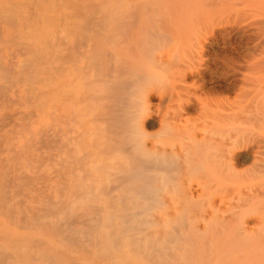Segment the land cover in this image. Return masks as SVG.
Listing matches in <instances>:
<instances>
[{"label":"rangeland","instance_id":"rangeland-1","mask_svg":"<svg viewBox=\"0 0 264 264\" xmlns=\"http://www.w3.org/2000/svg\"><path fill=\"white\" fill-rule=\"evenodd\" d=\"M188 1L189 5L195 8L194 10L188 5ZM198 1L193 5L191 0H161V2L158 0H10L9 3L7 0H0V6L2 5L0 7V164L2 165H0V171L4 170L1 180L6 174L10 172L16 174L17 172L18 178L23 180L27 178L26 183L33 180L36 183L33 185L34 182H30L31 184L28 182V186H25V181L21 183V179L15 182L12 181V177L11 179L3 178L11 181L13 185L17 183L18 186L15 187L20 188V184H23L21 186L23 188L13 189L14 186L11 187L12 184L8 186L7 180L3 182L6 183V188L5 184L0 187L3 191L6 189L4 193L7 192V196L10 195V198H13L10 201L4 199V193L0 191L2 193H0V202L5 204L9 201L8 204L3 205L5 207L0 208V212L3 213H0V230L3 229L8 234H15V231L28 233L31 230L26 226L27 222L24 221L25 223H23L21 218L27 216L25 218L30 220L34 226L38 223V220L34 219L36 216L33 218L30 208L36 206V208L39 207L38 210L45 209V213L41 211L46 214L47 209L50 210L53 206L47 216L51 214L49 216L50 222L54 220L58 225H52L53 228L51 225L47 226L45 231L51 234L54 228H61V230L56 228L50 239L64 255H67V257L64 256L63 264H154L155 262L157 264H171V262L175 264H188L189 262H191L190 264H204L203 258L206 259V257L205 264L208 260L210 263L207 264H219V259L222 261L221 256L224 250H229L232 254L237 253L239 246L234 239H231L234 241L232 244L230 240L229 244H227L228 241L221 245L219 251L214 250L213 252L210 251V247V249L208 248L209 237L207 240L203 238L206 240L204 241L206 244L203 239H200L204 245L198 241L197 233L203 237L208 236V234L205 226H203V221L192 218L193 211H195L193 206L204 207L207 199L202 198L203 201L199 199L198 203L192 201L188 179L186 180L187 183L184 182L186 177L182 182H174V178H176L174 169L177 161L175 155L182 152L185 143H188L187 134L189 135L191 128L197 126L198 135H201V130L204 131V127H207L208 119L203 118L206 114L204 107L207 106V109H210L208 111L225 113L238 112L240 107H237V103L243 102L245 105V101L241 99V92L237 91L236 88L227 87L228 83L223 78L225 75L223 73L227 71L223 58L226 55L233 58H240L245 55L246 58L262 61L264 60V41L248 42L233 32L223 39H217L213 35L223 27L235 29H243L244 27L255 32L256 25L254 24L264 20V8H262L264 7V0H225V2L224 0H201L203 3L201 1L199 3L201 2L202 5L198 4ZM218 1H223V5ZM258 1L259 4L261 3L262 12L260 5L256 3ZM205 2L206 9L215 11L213 13L218 14L217 11H221L217 18V14L215 17L211 15L213 18H210L209 14L211 13L208 12L207 14L209 10L206 11L205 15L203 14L205 12H200L202 16H200L201 14L198 15L199 6L203 7ZM244 3L247 6L243 7ZM248 3L250 5L256 3L257 5L254 4L256 7H253ZM11 5H16V7ZM165 5L166 7H164ZM248 6L255 8V10ZM161 8L164 10L162 11ZM244 8L248 10L245 11ZM37 9L43 13V16L41 12H37ZM190 9L192 10L190 11ZM250 11L252 14L257 12L255 15H258L259 18L249 14ZM187 12L190 13L185 14ZM173 13H176V16ZM35 14L38 15L36 16L39 19L34 16ZM192 15L195 18L191 17ZM207 15L209 16L207 17ZM248 15L252 17L249 18ZM253 17L256 19L252 20ZM208 18L210 19L208 20ZM189 19L190 21H188ZM32 20L34 21L32 22ZM212 21L215 25L211 24ZM31 22L34 28L31 26ZM192 23L201 28L192 26ZM134 33H136V37ZM233 35L234 37H232ZM212 42H214L213 46ZM30 43H32V47H29ZM24 46L26 49L32 48L38 53L40 51L39 55L33 53L39 59L37 56H28L30 53ZM20 47H24V50ZM31 58H36L37 61L35 62ZM132 59L135 62H132ZM136 59H140V61ZM30 61H33L34 66L39 65L37 69L31 66L34 68L33 72H31ZM252 61L254 62V59ZM196 63L199 66H196ZM22 64L27 69L23 68ZM205 64H210V67ZM252 70L246 67L241 70V73L248 74ZM253 71V73L258 72V70ZM21 72L23 73L21 74ZM52 73L53 76L49 77ZM44 74L49 77L48 85L46 80L44 81V78L47 79L48 77ZM51 78L54 81L51 82ZM10 80L14 84H10ZM25 80H27V84H25ZM200 81L202 84L199 83ZM30 86L34 87L35 92L32 87L29 88ZM177 86L191 88L193 93L195 92L192 99L185 101L187 98L184 96V98H180L181 100L176 98ZM219 86L223 87L219 88ZM223 88H227V90L225 89L227 92ZM32 91L33 94H43L44 96L40 98L43 100L38 99L39 102H37L33 97L32 101L28 102L29 104L26 103L27 99L22 100L27 98L30 95L29 92L32 93ZM210 91L214 94H211ZM187 102L188 104H186ZM208 103L209 107L213 104L212 109L208 107ZM219 104L222 107L220 109ZM230 105L233 106L232 109L229 108ZM243 106L241 108H244ZM192 107L194 108L192 109ZM36 111H40L39 114L42 113V118H40L41 116L36 118V115L32 114ZM29 114H31V118H29ZM180 118L182 119L180 120ZM47 131H49L48 134ZM38 133L39 135H37ZM40 133H43V137ZM44 135L50 137H44ZM32 137L35 138V141H32L35 146L33 143L32 146L30 144L28 147L29 143L27 145L26 141L31 140ZM10 145H14L16 151H8ZM23 147H26L27 151ZM19 149L23 153L20 160L15 158L20 156ZM13 152H17V155H13ZM26 152L27 156H24ZM5 158L13 160V163L9 160L4 161ZM29 158L34 159L30 161ZM151 159L154 162H151ZM160 161L161 164H159ZM166 170L169 171L166 172ZM31 171H34L33 174ZM12 173L9 175H13ZM25 173L26 176H24ZM19 174L23 176L21 175V177ZM173 174L172 177L174 178H171ZM148 176L151 177L152 183H150ZM157 177L159 179H155ZM46 179L53 180L49 188L44 186ZM175 183H179V186ZM183 185V188L180 187ZM28 187L36 190L31 192ZM28 190L32 194H26L29 193ZM45 192L46 194H44ZM41 194L42 196L48 195L53 201L48 202L47 196V198L44 197V200L40 197ZM50 194L53 195L50 196ZM58 194H61L62 198ZM32 196L34 198L31 200L30 197ZM35 197L38 201H34ZM32 201L34 202L32 203ZM52 202L53 204H51ZM43 204L44 207H42ZM88 206L90 207L88 208ZM102 207L107 208L105 210ZM23 209L26 211L24 212ZM55 209H58L59 212H55ZM8 210H12L13 215L12 212L8 213ZM98 210L101 212L105 210L106 213L103 211L99 214ZM74 211L79 213L77 218L86 214L83 220L89 221L82 222V218L78 219L79 221H76L77 218L72 219L76 215ZM96 212H98L97 215ZM23 213H26L25 216ZM55 213L56 215H52ZM8 214L12 216L7 217ZM65 216L69 218L67 221H65L67 219ZM96 216L100 222L98 219H92ZM13 221L16 223L11 224ZM59 221H62V226H59ZM86 225L87 227L89 225L95 226L96 230L93 237H90ZM77 229L87 230L85 234L84 232L78 234ZM192 229L195 235L192 234ZM69 230L74 231L69 234ZM63 231L65 240L60 234ZM8 236L10 238V235ZM201 236L199 238H202ZM98 239L104 242H99ZM115 240H118L119 246H116L117 248L113 244ZM73 241H80L81 243L75 242V244ZM73 243L75 245L71 246ZM77 244L79 247L76 246ZM82 244L83 246H81ZM107 245L111 247H107ZM200 246L201 250L208 249V251H200ZM109 248L112 249L111 252ZM39 250L30 251V255L40 257L42 251ZM190 251L198 256L195 257L192 254L189 256ZM203 251L206 257L202 254ZM110 253L114 256L112 257ZM152 253L156 255V259L153 257L152 260L155 259L156 261L154 260L152 263L151 259H147L148 262H146L144 258L147 256L150 258L153 256ZM203 255L204 257H202ZM69 257L72 262L68 261ZM190 257L192 259L189 261ZM227 257L225 263L234 264V257L230 255ZM202 260H204L203 263ZM6 261L15 262V258L9 256ZM50 263L55 264L51 261L45 262V264Z\"/></svg>","mask_w":264,"mask_h":264},{"label":"bare ground","instance_id":"bare-ground-1","mask_svg":"<svg viewBox=\"0 0 264 264\" xmlns=\"http://www.w3.org/2000/svg\"><path fill=\"white\" fill-rule=\"evenodd\" d=\"M8 2L7 3H9V1L10 0H7ZM123 1V0H122ZM150 1V0H149ZM159 2H161V0H158ZM198 1V0H197ZM197 1H193V0H191V2H193V5H194V3L196 2L197 3ZM199 1H201V0H199ZM199 1H198V4H200L201 2L203 3V1H201L200 3H199ZM213 1V0H212ZM247 1V0H246ZM174 2V1H173ZM183 2V1H182ZM207 2V1H206ZM206 2H205V5L202 7V6H199L200 8H199V14L198 15H200L201 13L200 12H205V13H203L204 15L206 14V11L207 10H209V9H206L207 8V6H206ZM218 2H220V1H218ZM224 2H225V0H224ZM243 2H245V1H243ZM255 2V1H254ZM47 3V2H46ZM145 3V2H144ZM153 3V2H152ZM163 3V2H162ZM209 3V2H208ZM221 4L223 3V1H221L220 2ZM251 3H252V1H251ZM257 4H259V1L258 2H256ZM256 3H254V4H256ZM264 3V2H263ZM19 4V3H18ZM154 4V3H153ZM164 4V3H163ZM162 4V5H163ZM173 4V3H172ZM174 4H175V2H174ZM187 4V3H186ZM210 4V3H209ZM219 4V3H218ZM221 4H219V5H221ZM238 4V3H237ZM245 4V3H244ZM243 4V7L244 6H247V4H245L244 5ZM254 4H252V5H250V3H248V5H250V6H253V7H256V5H254ZM261 4V3H260ZM259 4V5H260ZM161 5V4H160ZM188 5H189V1H188ZM200 5H202V4H200ZM217 5V4H216ZM223 5V4H222ZM240 5V4H239ZM238 5V6H239ZM263 5V4H262ZM2 6V5H1ZM0 6V7H1ZM9 6H10V4H9ZM12 6V5H11ZM124 6V5H123ZM133 6V5H132ZM187 6V5H186ZM190 7H192L191 5H189ZM209 6V5H208ZM218 6V5H217ZM250 6H248L249 8H252V7H250ZM264 6V5H263ZM12 7H16V5H14V6H12ZM162 7V6H161ZM164 7H166V5L164 6ZM181 7V6H180ZM195 7V6H194ZM205 7V8H204ZM211 8H212V6H210ZM221 7V6H220ZM258 7V6H257ZM35 8V7H34ZM36 8H39V7H37L36 6ZM44 8V7H43ZM135 8V7H134ZM138 8V7H137ZM136 8V9H137ZM140 8V7H139ZM138 8V9H139ZM186 10H188V8H186V7H184ZM210 8V9H211ZM224 8V7H223ZM228 8V7H227ZM226 8V9H227ZM246 8V7H245ZM244 8V9H245ZM262 8H264V7H262ZM162 9V8H161ZM174 9V8H173ZM192 9L194 10L195 8H193L192 7ZM192 9H190V11L192 10ZM215 9V8H214ZM214 9H212V10H214ZM255 10V8H252V10ZM257 9V8H256ZM260 9H261V5H260ZM32 10V9H31ZM38 10V11H37ZM36 11L39 13V12H41L39 9H37ZM42 10V9H41ZM164 9H162V11H163ZM204 10V11H203ZM216 10V9H215ZM217 10H219V8L217 7ZM228 10V9H227ZM246 10H248V9H245V11ZM258 10V9H257ZM256 10V11H257ZM48 12H49V10H47ZM124 11V10H123ZM159 11V10H158ZM260 11V10H259ZM34 12V11H33ZM193 12V11H192ZM208 12L209 13H211V14H209V15H207V17L209 16L210 18H213V17H215V15L217 14H215V13H213V12H215V11H211V10H209V11H207V14H208ZM218 12V14L219 13H221V11L219 12V11H217ZM228 12V11H227ZM261 12H262V9H261ZM132 13V12H131ZM170 13V12H169ZM180 13H183V12H180ZM190 13V12H189ZM188 12L187 13H185V14H189ZM198 13V12H197ZM230 13V12H229ZM251 13V11L249 12V14ZM257 12H254L253 14H252V16L253 15H255ZM41 14H42V16H43V13L41 12ZM148 14V13H147ZM172 14V13H171ZM218 14L216 15V18H217V16H218ZM248 14V13H247ZM37 14H35L34 16L37 18V19H39L37 16H36ZM47 15V14H46ZM173 15H175L176 16V13L174 14L173 13ZM181 15H183V14H181ZM193 15H195L194 13H193ZM191 16V17H194L195 18V16ZM211 15H214L213 17H211ZM32 16H33V13H32ZM32 16H30V17H32ZM159 16V15H158ZM164 16V15H163ZM170 16H172V15H170ZM177 16H179L178 15V13H177ZM187 16H189V15H187ZM200 16H202V14L200 15ZM220 16V15H219ZM249 16V15H248ZM251 16V15H250ZM249 16V18H251ZM262 16H263V14H262ZM23 17H24V15H23ZM34 17V18H35ZM122 17V16H121ZM126 17V16H125ZM141 17V16H140ZM152 17V16H151ZM157 17V16H156ZM190 17V18H191ZM204 17V16H203ZM206 17V18H207ZM255 17H258V15L256 16L255 15ZM255 17H253V19L252 20H255L256 18ZM264 17V16H263ZM12 18V17H11ZM35 18V19H36ZM41 18V17H40ZM138 18V17H137ZM186 18V17H185ZM196 18H199V16H196ZM210 18H208V20L210 19ZM255 18V19H254ZM259 18V17H258ZM24 19V18H23ZM30 19V18H29ZM32 19V18H31ZM155 19V18H154ZM186 19H188V18H186ZM201 19V18H200ZM228 19V18H227ZM6 20V19H5ZM20 20V19H19ZM137 20V19H136ZM156 20V19H155ZM168 20H169V18H168ZM197 20V19H196ZM206 20V19H205ZM213 20V19H212ZM251 20V19H250ZM251 20V21H252ZM260 20H262V19H260ZM11 21V20H10ZM34 20H32V22H33ZM44 21V20H43ZM135 21V20H134ZM139 21V20H138ZM164 21V20H163ZM174 21H175V19H174ZM188 21H190V19L188 20ZM195 21V20H194ZM214 21V20H213ZM212 21V22H213ZM217 21V20H216ZM224 21V20H223ZM249 21V20H248ZM18 22V21H17ZM25 22H27V21H25ZM32 22H31V26H33V28H34V25L32 24ZM37 22V21H36ZM40 22V21H39ZM169 22V21H168ZM172 22V21H171ZM187 22V21H186ZM205 22V21H204ZM211 22V24H214V22L212 23ZM255 22V21H254ZM19 23V22H18ZM17 23V24H18ZM208 23H210V22H208ZM207 23V24H208ZM215 23H218V22H215ZM224 23V22H223ZM222 23V24H223ZM233 23V22H232ZM12 24V23H11ZM15 24V23H14ZM27 24H29V23H27ZM40 24V23H39ZM189 24V23H188ZM195 24V23H194ZM193 23H192V26H196V27H198L199 25H197V24H195L194 25ZM199 24V23H198ZM226 24V23H225ZM37 25V24H36ZM129 25V24H128ZM215 25V24H214ZM217 25H219V24H217ZM235 25V24H234ZM254 25H256L255 26V29H256V31L255 32H253V31H250V30H248V29H246V28H244L243 27V29H235V28H228V27H223L221 30H219V31H217V32H215L214 33V35H213V37H215V38H217V39H223L225 36H227V35H230V33H235V34H237L238 36H240L241 38H243V39H246V40H248V42L250 41H252V43L253 42H261V41H264V20H262V21H259V22H256ZM136 26V25H135ZM144 26V25H143ZM147 26H149V25H147ZM187 26V25H186ZM189 26H191V25H189ZM225 26V25H224ZM233 26V25H232ZM248 26V25H247ZM246 26V27H247ZM27 27V26H26ZM35 27H37V26H35ZM137 27V26H136ZM200 27V26H199ZM205 27V26H204ZM208 27V26H207ZM213 27V26H212ZM217 27V26H216ZM22 28H25V27H22ZM29 28V27H28ZM144 28V27H143ZM188 28H190V27H188ZM201 28V27H200ZM207 29V28H206ZM16 30V29H15ZM208 30V29H207ZM212 30V29H211ZM210 30V31H211ZM24 31H26V30H24ZM35 31V30H34ZM209 31V32H210ZM16 32V31H15ZM165 32V31H164ZM208 32V33H209ZM213 32V31H212ZM180 33V32H179ZM27 34V33H26ZM135 34V37H136V33H134ZM194 34V33H193ZM201 34V33H200ZM234 34V35H235ZM31 35H32V33H31ZM210 35V34H209ZM208 35V36H209ZM212 35V34H211ZM234 35L232 36V37H234ZM236 35V36H237ZM33 36V35H32ZM132 36V35H131ZM134 37V36H133ZM174 37V36H173ZM231 37V38H232ZM26 38V40H27V37H25ZM39 38V37H38ZM144 38V37H143ZM184 38H186V37H184ZM183 38V39H184ZM204 38V37H203ZM230 38V37H229ZM228 38V39H229ZM239 38V37H238ZM19 39V38H18ZM30 39V38H29ZM28 39V40H29ZM129 39V38H128ZM135 40V39H134ZM195 40V39H194ZM216 40V39H215ZM245 40V41H246ZM32 41H33V39H32ZM31 41V42H32ZM128 41H130V40H128ZM136 41V40H135ZM23 42H26V41H23ZM30 42V41H29ZM28 42V43H29ZM141 42H142V40H141ZM228 42V41H227ZM247 42V41H246ZM138 43H140V42H138ZM214 42H212V46L214 45L213 44ZM20 44H21V41H20ZM23 44V43H22ZM126 44V43H125ZM15 45H17V44H15ZM25 45L26 46H28L26 43H25ZM32 45V43H30V45H29V47H32L31 46ZM210 45V44H209ZM258 45V44H257ZM264 45V44H263ZM23 46V45H22ZM26 46H24L25 47V49H26ZM135 46V45H134ZM140 46V45H139ZM24 47H20V48H23L22 50H24ZM133 47V46H132ZM138 47V46H137ZM258 47V46H257ZM130 48V47H129ZM133 49V48H132ZM140 49V48H139ZM29 53V55L28 56H30L31 55V57H32V55H33V57H35V56H37V55H39V53H41L40 51H39V53L38 52H35V50L34 49H32V48H28V49H26ZM26 50H25V52H26ZM256 50V49H255ZM258 50V49H257ZM124 51V50H123ZM194 51V50H193ZM216 51V50H215ZM221 51V50H220ZM15 52V51H14ZM13 52V53H14ZM125 52H126V49H125ZM135 52V51H134ZM249 52V51H248ZM18 53V52H17ZM33 53H36L35 55L33 54ZM131 53V52H130ZM136 53H138V52H136ZM207 53V52H206ZM216 53H217V51H216ZM215 53V54H216ZM257 53V52H256ZM123 54V53H122ZM134 54V53H133ZM229 54V53H228ZM264 54V53H263ZM27 55V54H26ZM131 55V54H130ZM11 56V55H10ZM22 56H23V54H22ZM24 56H25V54H24ZM28 56H27V58H28ZM135 56V55H134ZM242 56H243V54H242ZM261 56V55H260ZM40 57V56H39ZM129 57V56H128ZM140 57V56H139ZM148 57V56H147ZM249 57H250V55H249ZM254 57V56H253ZM21 58H24V57H21ZM26 58V57H25ZM37 58H38V56H37ZM42 58V57H41ZM130 58V57H129ZM135 58V57H134ZM237 58V57H236ZM236 58H233V57H231V56H229V55H226L223 59L225 60V67L227 68V71H226V73H223V74H225L224 75V79H226V81H227V83H228V85H227V87L228 86H230V87H233V88H236L237 89V91H240L241 92V94H242V96H243V98H242V96H241V99L243 100V101H245V105L243 104V102H241V104L240 103H237V107H240V110L238 111V112H225V113H220V112H216V111H208V110H210V109H207V106L206 107H204V110L206 111H204V113H206L204 116H203V118H207L208 120H207V122H206V124H207V127H204V131L203 130H201V132H202V134L201 135H198V132H199V129H198V127L197 126H194L193 128H191L190 129V131H189V135L187 134V136H188V138L187 139H189V141H188V146H187V144L185 143V145H184V149L182 150V152H180V153H177V155H175L176 156V165H175V173L174 174H176V178H174V177H172V176H174V174L173 175H171V178H174V182H182L184 179H185V177H186V179H185V181L184 182H186V180L188 179V182H189V185H190V190H191V195H192V197H191V199H192V201L194 200L195 201V203H198V201H199V199H201L202 200V198H204L205 200L207 199V203H206V206L204 205V207H202V206H197V205H195V206H193V209L195 208V211H193V217L192 218H194V219H199V220H201V222L203 221V223H204V225L203 226H205V229H206V232H207V234H208V236H206L205 235V233H204V235L206 236H201V235H198V233L196 234L197 236H201L202 238H199L198 237V241L201 243V241H200V239H203V238H205L206 240H207V238L209 237V241H208V248L210 247L211 248V250L210 251H214V250H217V251H219V249L221 248V245L222 244H224V243H227L228 241V243L227 244H229L230 243V240L231 239H234L235 241H236V243H237V245L239 246L238 248V251H237V253H233L232 254V252H229V250L228 251H226V250H224L223 252L225 253H223L222 254V256H221V259H222V261L219 259V264H224L225 262H226V258H228L227 257V255L229 256H231V257H234L233 259H234V264H264V60H258V61H256L255 60V58H253L254 59V62L251 60V59H249V58H246L245 57V55H244V57H238L237 59ZM14 59H16V58H14ZM31 59H34V58H31ZM36 59V58H35ZM33 60V61H37V60ZM39 59V58H38ZM43 59V58H42ZM215 59V58H214ZM256 59H257V57H256ZM264 59V58H263ZM136 60H138V59H136ZM18 61H19V59H18ZM33 61H30L31 62V65H30V67L31 66H33V67H35L36 69H37V67L39 66H34L33 64H32V62ZM134 61V59H132V62ZM138 61H140V59L138 60ZM201 61V60H200ZM259 61H261V62H259ZM14 62V61H13ZM12 62V63H13ZM26 62V61H25ZM135 62V61H134ZM194 62V61H193ZM216 62V61H215ZM24 63V62H23ZM137 63V62H136ZM25 64V63H24ZM24 64H22V66H24ZM139 64H140V62H139ZM203 64V63H202ZM213 64V63H212ZM198 64L196 63V66H197ZM205 65H207V64H205ZM210 65V64H209ZM209 65H207V66H209ZM199 66V65H198ZM5 67V66H4ZM175 67V66H174ZM210 67V66H209ZM216 67V66H215ZM224 67V68H225ZM249 68V70H258V72L257 73H253L254 71L252 70V71H249L250 73H248V74H242L241 73V70L242 69H244V68ZM23 68H26L27 69V67H23ZM32 68V67H31ZM138 68V67H137ZM194 68H196V67H194ZM203 68V67H202ZM205 68V67H204ZM207 68V67H206ZM0 69H1V66H0ZM3 69H5V68H3ZM2 69V70H3ZM18 70H19V68H17ZM184 69H187V68H184ZM189 69V68H188ZM187 69V70H188ZM200 69V68H199ZM217 69V68H216ZM1 70V71H2ZM51 70V69H50ZM207 70V69H206ZM226 70V69H225ZM224 70V71H225ZM17 71V70H16ZM19 71H21V70H19ZM34 71V68H32V71L31 72H33ZM49 71V70H48ZM48 71H46V72H48ZM183 71V70H182ZM191 71V70H190ZM198 71V70H197ZM220 71V70H219ZM186 72V71H185ZM194 72H196V71H194ZM198 72H200V71H198ZM217 72V71H216ZM252 72V73H251ZM17 73V72H16ZM23 72H21V74H22ZM48 73H50V72H48ZM132 73V72H131ZM139 73V72H138ZM188 73V72H187ZM191 73V72H190ZM20 74V73H19ZM19 74H17L18 76L17 77H19ZM28 74V73H27ZM36 74V73H35ZM30 75H32V74H30ZM120 75V74H119ZM122 75V74H121ZM182 75V74H181ZM185 75V74H184ZM201 75H202V73H201ZM208 75V74H207ZM222 75V74H221ZM1 76V75H0ZM21 76V75H20ZM22 76H25V75H22ZM44 76H46V77H48L47 76V74L45 75L44 74ZM53 76V73H52V75L50 74L49 75V77H52ZM189 76V75H188ZM49 77L47 78V79H45L44 78V81L46 80V82H47V85H48V82H49ZM186 77V76H185ZM202 77V76H201ZM221 77V76H220ZM14 78V77H13ZM29 78H31V77H29ZM142 78V77H141ZM179 78H183V77H179ZM187 78V77H186ZM207 78V77H206ZM122 79V78H121ZM194 79V78H193ZM212 79H214L213 77H212ZM217 79V78H216ZM3 80H5V79H3ZM51 80V82L52 81H54V79L52 80V78L50 79ZM141 80V79H140ZM180 80V79H179ZM195 80V79H194ZM200 80V79H199ZM211 80V79H210ZM14 81V80H13ZM26 81V83L25 84H27L28 82H27V80H25ZM128 81V80H127ZM182 81V80H181ZM212 81V80H211ZM215 81H217V80H215ZM220 81V80H219ZM9 82V81H8ZM15 82V81H14ZM137 82V81H136ZM143 82V81H142ZM145 82V81H144ZM206 82H207V80H206ZM213 82V81H212ZM211 82V83H212ZM222 82V81H221ZM220 82V83H221ZM7 83V82H6ZM10 84H14L13 82L11 83V80H10V82H9ZM24 83V82H23ZM126 83V82H125ZM199 83H201L202 84V82L200 81ZM224 83V82H223ZM15 84H16V82H15ZM20 84H22V83H20ZM25 84H23V85H25ZM51 84H53V83H51ZM187 84H188V82H187ZM204 84V83H203ZM226 84V83H225ZM18 85V84H17ZM45 85H46V83H45ZM19 86V85H18ZM21 86V85H20ZM26 86V85H25ZM14 87V86H13ZM32 87V89L34 88L33 86H30L29 88H31ZM144 87V86H143ZM178 87V86H177ZM196 87V86H195ZM218 87V86H217ZM220 87H223V86H219V88ZM23 88V87H22ZM198 88V87H197ZM211 88V87H210ZM26 89V88H25ZM25 89H23V90H25ZM196 89V88H195ZM201 89V88H200ZM224 89V88H223ZM223 89H221V90H223ZM226 90H227V88H225ZM225 89H224V91H225ZM235 89V90H236ZM34 90V92H35V89H33ZM177 91L175 92L176 93V98H178V99H180L181 97H185V98H187L185 101H187V100H191L192 99V96H194V93H193V90H191V88H189V87H178L177 89H176ZM216 90V89H215ZM217 90H218V88H217ZM233 90V89H232ZM205 91H207V89H205ZM220 91V90H219ZM229 91H230V89H229ZM234 91V90H233ZM136 92H138V91H136ZM200 92H202V91H200ZM221 92V91H220ZM225 92H227V91H225ZM30 93V95H28V97L26 98H23L22 100H26L27 99V101H26V103H30L31 101H32V99H33V97L35 98V100L37 101L38 99L39 100H43V99H40L41 97H43L44 95L42 94L41 95V93H37V94H40V96H37V94H33V91H32V93L31 92H29ZM207 93V92H206ZM210 93H211V91H210ZM210 93H209V95H210ZM213 93V92H212ZM211 93V94H212ZM25 94V93H24ZM28 94V93H27ZM214 94V93H213ZM215 94H217V93H215ZM221 94V93H220ZM226 94V93H225ZM35 95V96H34ZM222 95V94H221ZM221 95H220V97H221ZM32 97V98H31ZM183 97V98H184ZM223 97V96H222ZM22 98V97H21ZM132 98V97H131ZM28 99H29V101H28ZM182 99V98H181ZM180 99V100H181ZM227 98H225V100H226ZM174 100V99H173ZM176 100V99H175ZM225 100H223L225 103H226V101ZM184 101V102H185ZM218 101V100H217ZM37 102H39V101H37ZM212 102H214V101H212ZM219 102V101H218ZM223 102V103H224ZM28 103V104H29ZM33 103V102H32ZM138 103V102H137ZM194 103V102H193ZM211 103V102H210ZM228 103V102H227ZM20 104H22V103H20ZM182 104V103H181ZM186 104H188V102L186 103ZM191 104V103H190ZM136 105V104H135ZM183 105V104H182ZM222 105V104H221ZM225 105V104H224ZM244 107V108H241L242 106ZM24 106V105H23ZM29 106V105H28ZM190 106V105H189ZM212 106H213V104H211V109H212ZM226 106V105H225ZM24 107H26V106H24ZM131 107V106H130ZM208 107H209V103H208ZM209 107V108H210ZM215 107V106H214ZM213 107V108H214ZM218 107H219V109L220 108H222V107H220V104L218 105ZM218 107H217V109H218ZM233 107V106H232ZM232 107H231V105L229 106V108L230 109H232ZM194 107H192V109H193ZM196 111H197V109H195ZM222 110V109H221ZM234 110V109H233ZM208 111V112H207ZM27 112V111H26ZM185 113H186V110L184 111ZM189 112V111H188ZM191 112V111H190ZM30 113V112H29ZM40 113V111L38 112V111H36L35 113H32V114H35L36 116V118L37 117H40V118H42V113L41 114H39ZM198 113V112H197ZM203 113V114H204ZM14 114V113H13ZM24 114V113H23ZM22 114V115H23ZM26 114V113H25ZM27 115V114H26ZM25 115V116H26ZM31 114H29V118H31V116H30ZM14 117V116H13ZM12 117V118H13ZM33 118H34V115L32 116ZM202 118V119H203ZM182 118H180V120H181ZM16 120V119H15ZM27 120V119H26ZM184 120V119H183ZM22 121V120H21ZM176 121H177V119H176ZM14 122V121H13ZM176 123V122H175ZM17 126H18V124H17ZM19 127V126H18ZM24 127V126H23ZM2 128V127H1ZM22 128V127H21ZM185 128V127H184ZM206 128H208L207 130H206ZM175 130V129H174ZM187 130V129H186ZM40 132V131H39ZM42 132H43V130H42ZM48 132L49 131H47V134H48ZM174 132H176V131H174ZM187 132H188V130H187ZM179 133V132H178ZM43 133H40V135H41V137H43V135H42ZM50 134V136H51V133H49ZM176 134V133H175ZM6 135V134H5ZM37 135H39V133L37 134ZM37 135H35V136H37ZM50 136H46V135H44V137H50ZM10 139H12V138H10ZM5 140V139H4ZM29 141V142H28ZM28 141H26V143H27V145H28V143H29V145H28V147H30V144H31V146H32V144L34 143V142H32V141H35V138H31V140H28ZM136 141V140H135ZM32 142V143H31ZM9 144V143H8ZM34 146H35V143L33 144ZM15 146L14 145H10V148L8 149V151H16L15 150V148H14ZM23 148H25V150H26V147H23ZM38 148V147H37ZM22 149V148H21ZM24 150V151H25ZM146 150V149H145ZM19 151L21 152L22 150H20L19 149ZM23 151V152H24ZM27 151V150H26ZM3 152V151H2ZM18 152V151H17ZM16 152V153H17ZM16 153H14L13 152V155L14 154H16ZM19 154V153H18ZM21 154H23L22 152L20 153V156L19 157H15V158H19V160H20V157H21ZM33 154V153H32ZM17 155V154H16ZM27 156V152H26V154H24V156ZM34 155V154H33ZM35 155H37V154H35ZM38 155H40V154H38ZM37 155V156H38ZM173 155V154H172ZM2 156V155H1ZM23 156V155H22ZM149 156V155H148ZM40 157V156H39ZM156 157V156H155ZM3 158V157H2ZM22 158V157H21ZM35 158V157H34ZM34 158H29V160L30 161H32ZM154 158V157H153ZM152 158V159H153ZM171 158V157H170ZM28 159V158H27ZM26 159V160H27ZM32 159V160H31ZM148 159H150V158H148ZM151 159V162L153 161L154 162V160H152ZM156 159V158H155ZM162 159V158H161ZM173 159V158H172ZM11 161L9 158L7 159V158H5V160L4 161ZM24 160V159H23ZM150 161V160H149ZM158 160H156V162H157ZM3 162V161H2ZM12 163H13V160L11 161ZM147 162V161H146ZM150 162V163H151ZM159 162V161H158ZM169 162V161H168ZM6 163H8V162H6ZM5 163V165H7ZM31 163V162H30ZM171 163V162H170ZM15 164H17V162L15 161ZM38 164V163H37ZM152 164V163H151ZM159 164H161V161H160V163ZM1 165V164H0ZM144 165V164H143ZM152 165H154V164H152ZM151 165V166H152ZM157 165V164H156ZM167 165V164H166ZM2 166V165H1ZM19 166H20V164H19ZM36 166V165H35ZM145 166V165H144ZM8 167V166H7ZM12 167V166H11ZM148 167V166H147ZM3 168V167H2ZM13 168V167H12ZM21 168V167H20ZM149 168H150V166H149ZM164 168V167H163ZM14 170H16L15 168H13ZM34 169V168H33ZM173 170V171H174ZM9 171V170H8ZM17 171V170H16ZM22 172H24L23 170H21ZM43 171V170H42ZM169 171V170H168ZM167 170H166V172H168ZM1 173H3V174H1L0 173V181H1V184H0V187H3V185L5 184V188H6V183H3V182H5L7 179H11V177H12V181H18V179H19V181H20V179L22 180V181H20L21 183H24L23 181H25V183H26V181H27V178H25V180H23L22 178H18L17 177V175L16 174H18L17 172H16V174H14V173H12V172H10V173H12L13 175H9L10 173H8V174H6V175H8V176H3V178L4 177H7V179L5 180V179H3L2 178V180H4V181H2L1 180V175H4V170H2V171H0ZM32 172V171H31ZM34 172V171H33ZM33 172L31 173V174H33ZM45 174V173H44ZM22 174H19V176H21ZM23 176V175H22ZM21 176V177H22ZM24 176H26V173H25V175ZM29 176V175H28ZM50 176V175H49ZM49 176L47 177V179L49 178ZM33 178L32 179H34V176H32ZM153 177V176H152ZM51 178V177H50ZM60 178V177H59ZM150 178L151 177H149L148 176V179L150 180ZM37 179H39V178H37ZM46 179V180H47ZM53 179V178H52ZM61 179V178H60ZM155 179H159L158 177L157 178H155ZM30 180V179H29ZM40 180V179H39ZM42 180V179H41ZM46 180H45V183H44V186L45 187H51V184H52V181L53 180H47V182H46ZM147 180V179H146ZM176 180V181H175ZM151 181V180H150ZM149 181V182H150ZM193 181H195V183H193ZM6 182H9V180H7ZM29 182V184H31L30 182H34V180L33 181H28ZM27 182V183H28ZM154 182V181H153ZM172 182H173V180H172ZM14 183V182H13ZM26 183V185L25 186H28V184ZM150 183H152V181L150 182ZM187 183V182H186ZM3 184V185H2ZM8 184V183H7ZM10 184V185H9ZM9 184H8V186H11V181L9 182ZM17 183H14V185L12 184V186L11 187H13L14 186V188L13 189H18L19 187H15V186H18V185H16ZM36 185V183L34 182L33 183V185ZM176 184V183H175ZM174 184V185H175ZM179 184V183H178ZM178 184H176L177 186H179ZM182 184V183H181ZM2 185V186H1ZM154 185V184H153ZM185 185V184H184ZM184 185L183 186H180V187H184ZM189 185H187V186H189ZM21 186H23V184H20V188L22 189L23 187H21ZM24 186V187H25ZM30 186V185H29ZM11 187H9V188H11ZM33 188H35V186H32ZM32 187H28V188H32ZM159 187V186H158ZM19 188V189H20ZM36 188H37V186H36ZM42 188V187H41ZM160 188V187H159ZM1 190V192H3L4 193V191L6 190V189H4V191H3V189L2 188H0ZM45 189V188H44ZM188 189H189V187H188ZM14 190V191H15ZM33 190H36V189H31L30 191L32 192ZM8 191V190H7ZM26 191V190H25ZM29 191V190H28ZM27 191V192H28ZM30 191H29V193H26V194H32V193H30ZM59 191V190H58ZM58 191H57V193H58ZM158 191V190H157ZM0 192V193H1ZM9 192H10V190H9ZM35 192V191H34ZM52 192V191H51ZM7 193V192H6ZM6 193H4L3 195L5 196H3L2 195V198L4 197V199H9V201L10 200H12L13 198H10V195L9 196H7L8 195V193L6 194ZM11 193V192H10ZM9 193V194H10ZM25 193V192H24ZM2 194V193H1ZM6 194V195H5ZM19 194V193H18ZM23 194V193H22ZM25 194V195H26ZM44 194H46V192L44 193ZM20 195V194H19ZM51 195H53V194H50V196ZM59 195V194H58ZM37 196H40V195H37ZM48 197V195H44V196H42V194H41V198H43L44 199V197L45 198H47ZM60 197H61V194L59 195ZM58 196V197H59ZM20 197H21V195H20ZM22 197H24V196H22ZM152 197V196H151ZM16 198V197H15ZM28 198H29V196H28ZM31 198V200H32V198H34L33 196L32 197H30ZM36 198V197H35ZM62 198V197H61ZM0 199H1V197H0ZM23 199V198H22ZM22 199H21V202H22ZM30 200V199H29ZM35 200H37L38 201V199L36 198V199H34V201ZM45 200V199H44ZM47 200H49L48 202H51V201H53V199H51L50 197H48L47 198ZM9 201H7V202H5V204H4V202L3 203H1L0 204V208L3 206V205H6V203L8 204L9 203ZM25 201V200H24ZM23 201V202H24ZM34 201H32V203L34 202ZM184 201V200H183ZM203 201V200H202ZM202 201H200V202H202ZM18 202V201H17ZM20 200H19V206H20ZM42 202V201H41ZM31 203V202H30ZM18 204H17V206H18ZM35 204V203H34ZM47 204V203H46ZM51 204H53V202L51 203ZM57 204V203H56ZM200 204V203H199ZM15 205V204H14ZM48 205V204H47ZM108 205V204H107ZM193 205V204H192ZM191 205V206H192ZM21 206H22V204H21ZM93 206V205H92ZM3 207H5V206H3ZM42 207H44V204H43V206ZM53 207V206H52ZM52 207L50 208V210H52ZM83 207V206H82ZM85 207V206H84ZM90 206H88V208H89ZM22 208V207H21ZM28 208H30V207H28ZM39 208V207H38ZM38 208H36V206H32V208H30L32 211H31V213H33V218L36 216V218H34L35 220L37 219L38 221V223L34 226V224L30 221V220H28V219H26L27 218V216H25V214H24V216L26 217H22L21 219V221L23 222V223H25L24 221H26L27 222V225L26 226H28V228H29V230H31L30 232H28V233H19V232H16L15 231V234H8L7 232H5V230L3 231V229L2 230H0V259H1V261H0V264H45V262H47V261H51L52 263H55V264H61L62 262H64V260H65V255H64V253L61 251V250H59V248H58V246L57 245H55L54 243H53V241H52V239H50V237H51V234L53 235V233H54V231H56L55 229L56 228H59V227H56V228H54V231H53V233H48L47 231H45V228L47 227V226H50L51 225V228H53L52 227V225H54L55 224V226H57L56 225V223L57 222H55L54 220H52V222H50L51 221V219H49V216L51 215V214H49L48 216H47V214H48V212L50 213L51 211L50 210H48L47 209V213L46 214H44L45 213V209L43 210V209H40V210H38ZM47 208V207H46ZM93 208H95V207H93ZM99 208H101V207H99ZM99 208H96V209H99ZM103 209H105L106 210V208H104V207H102ZM6 209V208H5ZM12 209V208H11ZM65 209V208H64ZM91 209H92V207H91ZM10 210V209H9ZM7 211L8 213H10V212H12V210L11 211ZM44 212H42V211ZM105 210H103V211H105ZM191 210V209H190ZM18 211V210H17ZM23 211H24V209H23ZM26 211V210H25ZM24 211V212H25ZM59 212V210L58 209H55V212ZM85 211V210H84ZM84 211H82V212H84ZM102 211V212H103ZM30 212V211H29ZM77 212V211H76ZM98 212H99V214L100 213H102L101 212V210L99 211L98 210ZM98 212H96V215H97V213ZM191 212V211H190ZM0 213H2V212H0ZM15 214H16V211L14 212ZM87 213V212H86ZM105 213H106V211H105ZM3 214V213H2ZM18 214V213H17ZM74 214H76V215H74V217H72V219H76L77 218V216L79 217V213H75V211H74ZM89 214V213H88ZM92 214V213H91ZM99 214H98V217H99ZM12 215H13V212H12ZM12 215H10V216H12ZM52 215H56V213L55 214H52ZM69 215V214H68ZM67 215V216H68ZM84 215H86V214H84ZM83 215V217H86V216H84ZM9 216V214L7 215V217H10ZM67 216H65L67 219H65V221H67L69 218L67 217ZM70 216H72V215H70ZM132 216V215H131ZM83 217H82V215H81V217L80 218H77L76 219V221L78 220V219H81L82 218V222L83 221H89V220H87V219H84L83 220ZM97 216L95 217V218H92V219H98L99 220V218H98ZM101 217V216H100ZM24 219H26V220H24ZM47 219H49V220H47ZM101 219V218H100ZM132 219V218H131ZM58 221V220H57ZM79 221V220H78ZM195 221V220H194ZM74 222V221H73ZM99 222H100V220H99ZM12 223H16V222H11V224ZM80 223V222H79ZM198 224H199V222H197ZM68 224H69V222L67 223V226H68ZM71 224V223H70ZM88 224H89V222H88ZM15 226H16V224H14ZM25 225V224H24ZM63 224H62V221H59V226H62ZM114 225V224H113ZM26 226H24V227H26ZM54 226V227H55ZM74 226H76L75 224H74ZM79 226V225H78ZM197 226V225H196ZM44 228V230H41V228ZM86 227H87V225H86ZM107 227V226H106ZM108 227H109V225H108ZM22 228V227H21ZM77 228V227H76ZM60 230H61V228H59ZM87 229H88V231L90 232V237L92 236L93 237V234H94V232H95V226L93 227V226H91V225H89L88 227H87ZM86 229V230H87ZM109 229H111L110 227H109ZM49 230V229H48ZM64 230H66V229H64ZM77 230H78V232H77ZM76 230V232L79 234V232H84V234H85V231H82V230H80V229H77ZM80 230V231H79ZM98 230V229H97ZM50 231H51V229H50ZM72 231H74V230H69V234L72 232ZM110 231V230H109ZM204 231V230H203ZM32 232V233H31ZM61 232V231H60ZM196 232V231H195ZM64 231L62 232V233H60L61 234V237H62V239L63 240H65V236H64ZM123 233V232H122ZM194 232H193V229H192V234H193ZM56 234H57V232H56ZM59 234V233H58ZM75 234V233H74ZM73 234V235H74ZM102 234V233H101ZM112 235H113V233H111ZM110 234V237L112 236ZM202 234V233H201ZM8 235H10V238H9V236ZM87 235V234H86ZM193 235H195V233L193 234ZM68 236V235H67ZM104 236V235H103ZM117 236V235H116ZM78 237V236H77ZM195 237V236H194ZM76 238V237H75ZM197 238V237H196ZM10 239V240H9ZM70 239V238H69ZM116 239H117V237H116ZM120 239V238H119ZM191 239V238H190ZM205 239H203V242L204 241H206ZM62 240V241H63ZM196 240V239H195ZM61 241V240H60ZM86 241H87V239H86ZM97 241H101V240H97ZM118 241V240H117ZM117 241L115 240V241H113V244H115L114 245V247L115 248H117L116 246H119L118 244H117ZM137 241V240H136ZM192 241V240H191ZM55 242V241H54ZM74 243L76 242V241H73ZM77 242H79V243H81L80 241H77ZM76 242V243H77ZM101 242H104V241H101ZM116 242V243H115ZM122 242V241H121ZM132 242V241H131ZM131 242H130V244H131ZM134 242H135V240H134ZM194 242H196V241H194ZM210 242V243H209ZM232 242H234V241H232L231 240V244H232ZM63 243V242H62ZM71 244V246L72 245H75V244ZM138 243V242H137ZM191 243V242H190ZM200 243H198V244H200ZM205 243V242H204ZM204 243L202 244V245H204ZM69 244H70V242H69ZM104 244V243H103ZM117 244V245H116ZM193 244H195V243H193ZM197 244V243H196ZM206 244V243H205ZM67 245H68V243H67ZM92 245H93V243H92ZM99 245V244H98ZM97 245V246H98ZM179 245V244H178ZM191 245H192V243H191ZM66 246V245H65ZM77 247H79V244H77L76 245ZM81 246H83V244L81 245ZM80 246V247H81ZM91 246V245H90ZM97 246H96V248H97ZM108 246H110V245H107V247ZM194 246V245H193ZM70 247V246H69ZM106 247V248H107ZM111 247V246H110ZM140 247H142L141 245H140ZM182 247V246H181ZM181 247H180V249H181ZM195 247H196V245H195ZM203 247V246H202ZM226 247V246H225ZM229 247V246H228ZM228 247H227V249H228ZM149 248H150V246H149ZM179 248V247H178ZM209 248V249H210ZM36 249H40L41 251H42V255H40V257L39 256H34V255H30V253L31 252H33L34 250H36ZM98 249H100V247H98ZM168 249H171L170 247H168ZM182 249H183V247H182ZM193 249V248H192ZM196 249H197V247H196ZM225 249V248H224ZM235 249H237V248H235ZM39 250V251H40ZM81 250V249H80ZM109 250H110V248H109ZM112 250V249H111ZM111 250H110V252H111ZM202 250H204V249H202ZM201 250V246H200V251H202ZM31 251V252H30ZM87 251V250H86ZM99 251V250H98ZM136 251H138L137 249H136ZM142 251V250H141ZM193 251V250H192ZM195 251V250H194ZM204 251H208V249H206V250H204ZM204 251H203V253L202 254H204ZM236 251V250H235ZM188 252V251H187ZM191 252V251H190ZM135 253V252H134ZM153 253H154V251H153ZM151 254V255H153V256H149L150 258H147V257H143L145 260H146V262H148V260L147 259H151V262L152 263H154L153 261L156 259L155 257H156V255H154V254ZM179 253H181V252H179ZM196 253V252H195ZM197 253H201V252H197ZM211 253V252H210ZM36 254V253H35ZM83 254V253H82ZM110 254H112V253H110ZM176 254V253H175ZM192 254V252L190 253V254H188L189 256ZM215 254V253H214ZM105 255H106V253H105ZM178 255V254H177ZM205 255V254H204ZM204 255L202 256V257H204ZM9 256H13L14 258H15V262H10V261H6V259H7V257H9ZM114 255L112 254V257H113ZM119 256V255H118ZM117 256V257H118ZM172 256V255H171ZM171 256H169V257H171ZM174 256V255H173ZM179 256V255H178ZM192 256H198V255H194V252H193V254H192ZM66 257H67V255H66ZM110 257V256H109ZM155 258L154 260H152V258ZM163 257V256H162ZM205 257H206V255H205ZM231 257H229V258H231ZM70 258V257H69ZM69 258H67V259H69ZM100 258V257H99ZM102 258H104V257H102ZM164 258V257H163ZM178 258V257H177ZM194 258V257H193ZM200 258H201V255H200ZM209 258V257H208ZM214 258V257H213ZM105 259V258H104ZM144 259H143V261H144ZM173 259V258H172ZM192 258L190 257L189 258V261L191 260ZM205 261L207 260V257H206V259L205 258H203ZM71 260V258L68 260L69 262H72V260ZM110 260V259H109ZM173 260H175V259H173ZM181 260V259H180ZM180 260H178V261H180ZM204 260H202L201 262L203 263V261ZM156 261V260H155ZM188 260H187V262H189ZM205 261H204V264H205ZM68 262V263H69ZM135 262H136V260H135ZM208 262H209V260H208ZM208 262H206V264L208 263ZM74 263H75V261H74ZM142 263H144V262H142ZM156 264H157V262H155ZM154 263V264H155ZM160 263H162V262H160ZM170 263V262H169ZM179 263V262H178ZM191 262H189L188 264H190ZM210 263V262H209ZM228 263V262H227ZM230 263V262H229ZM51 264V263H50ZM63 264V263H62ZM71 264V263H70ZM76 264V263H75ZM79 264V263H78ZM113 264V263H112ZM127 264V263H126ZM140 264V263H139ZM146 264V263H145ZM150 264V263H149ZM166 264V263H165ZM171 264H175V263H172L171 262ZM226 264V263H225Z\"/></svg>","mask_w":264,"mask_h":264}]
</instances>
